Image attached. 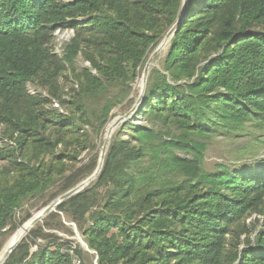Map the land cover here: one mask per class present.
<instances>
[{
	"label": "trees",
	"instance_id": "trees-1",
	"mask_svg": "<svg viewBox=\"0 0 264 264\" xmlns=\"http://www.w3.org/2000/svg\"><path fill=\"white\" fill-rule=\"evenodd\" d=\"M181 10L182 0H0V128L14 143L0 147V237L30 220L6 231L25 201L62 175L60 145L77 142L76 156L90 148L82 131L100 99L104 132ZM70 30L60 56L55 34ZM80 55L89 67L74 75L75 109L61 113L52 104H66L61 78ZM162 65L149 77L143 123L127 121L112 139L94 187L37 225L5 264L81 260L72 241L44 236L66 226L62 215L99 264H264V229L252 239L246 222L264 215V170L205 163L216 137L264 129V0H189ZM32 84L48 96L31 95ZM97 166L95 157L67 177L59 195Z\"/></svg>",
	"mask_w": 264,
	"mask_h": 264
},
{
	"label": "rangeland",
	"instance_id": "rangeland-1",
	"mask_svg": "<svg viewBox=\"0 0 264 264\" xmlns=\"http://www.w3.org/2000/svg\"><path fill=\"white\" fill-rule=\"evenodd\" d=\"M74 35L75 33L72 30L56 32L55 34L56 39H55V46H54L55 52L59 54L60 56H63L66 46L73 39ZM169 48L170 47L164 50L165 52L164 54H162V57L160 59L158 57L157 58L158 60H155L156 62H154L151 72L153 70L162 71V66H163L162 64L167 55L166 53H168ZM151 56L152 55H150L149 59L151 58ZM87 67H89V64L86 62L83 56L80 55L79 58L76 59V61L74 62L73 68H69V70L66 71L64 76L61 78L63 100L64 102H66V104L63 105L61 104V101L56 100V101H53V104H52L53 108H56L60 110L61 113H65V114H69L72 111V109H75L74 106L69 105L71 102L75 101V98H77V95L80 89L78 80L74 77V75L75 73L78 74L81 70ZM145 68L142 71V75L138 78V80L134 84L133 92L131 96L129 97V99L112 111L109 117L108 125L104 129V132L102 134L100 133L99 136L97 135L96 128L102 122V119H103L102 109L104 105L106 104L107 99L106 100L100 99L94 105H92V103L90 104L91 106H89V115H90L91 125L90 126L86 125L84 127V130L82 131V133L88 136L87 143L89 144L90 148L80 153L79 156H76V153H79L81 150L78 147L77 142H74L73 145L72 144L69 145L68 150H66L63 145H60L58 149L56 150V156H59V155L68 156V159L65 158L63 163H61V160H59V164L57 165L59 166V170L62 175L57 177L55 183L51 185L49 190H47L45 193L39 194L37 196H31L30 198L26 200L25 206L23 207V209L19 210L16 213L14 220H13V224L10 225V227H8L6 231H8L13 225L22 223L23 220L26 219L28 215H31L32 217L35 216L36 214L41 212L43 209L48 207L52 202H54L60 196H62L63 194L62 195H59V194L63 190V187L66 182L65 180L67 179V177L73 175L80 168H82V166L88 164L93 158L95 157L98 158V165H99L107 129L109 125L111 124V122H113L116 118L126 115L136 105L137 106L140 105V108L138 109L137 113L132 119H135L134 123H137V124L143 123V121L138 116V113L140 112L142 105L144 104V99H145L147 87H148V82H147V87L145 89V92H144V88L141 89ZM150 74H149V77H150ZM149 77H148V81H149ZM29 93L31 95H43L46 97L49 94L46 88L38 84L30 85ZM97 114L100 115V118L98 117ZM123 126L124 124L117 129L116 133L114 134L112 138L113 140L120 133ZM3 133H4L3 128H0V147L3 148L5 146H8V147L14 146V143L11 140L5 138ZM126 133L127 132H125L122 135L124 139L128 138V135ZM75 156L77 159L76 160L72 159V158H75ZM47 160L50 161L51 158L48 157ZM205 163H206V167L211 171H213L216 165L218 164L228 165L231 168H233L234 171L242 169V168H245L246 170H251V171L256 170L258 172H260L261 170H264V129L256 128L252 124H249L248 131L245 132L240 137H224V136L216 137L214 141L211 142L210 148L207 151ZM6 164H7L6 161H3V160L0 161V171L5 167ZM93 173L90 176H92ZM87 179L83 180L82 182L86 181ZM96 182L97 180L93 184H91V186L88 187L86 190L92 189V187H94ZM57 195L58 197H56ZM61 220L66 225L62 230H45L44 236H52V238H62L64 241H72L74 247L77 246L79 250L82 251V257L80 258L81 259L80 261L82 262V264H99L97 262L96 255L93 253V250L89 247L88 243L85 241L84 237L79 232L75 223L72 222L71 218H67L66 216L62 215ZM44 222L40 224L43 225ZM58 222L59 221L57 218L52 219L53 226H56ZM246 222H247V225L249 226L251 225L250 227L252 229L250 231V236L252 237V239H254L256 232H259L264 229V215H258V214L253 215L252 217H249ZM25 224L20 226V228L16 230V232H14L13 234L8 235L7 237H0V254L4 250L6 244L11 239V237L15 235L21 229V227H23ZM78 235L82 238L84 243L88 245L89 250H87L84 246H82V244H80L76 240V237ZM244 239H245V236H243L241 240H244ZM45 242H46V239L38 240L39 245H44ZM36 249L37 248H34V251ZM35 263L38 264V259L36 260Z\"/></svg>",
	"mask_w": 264,
	"mask_h": 264
},
{
	"label": "water",
	"instance_id": "water-1",
	"mask_svg": "<svg viewBox=\"0 0 264 264\" xmlns=\"http://www.w3.org/2000/svg\"><path fill=\"white\" fill-rule=\"evenodd\" d=\"M188 3L189 0H182V10H181V15L178 19V21L176 22V24L174 25V27L168 32V34L166 35V37L164 38L163 42H161V44L158 46V48L153 52L151 58L149 59L145 71H144V75H143V79H142V87L144 88V92L145 89L147 87V82H148V76L151 72V69L154 65V62L156 60V58L158 57V55L162 52V50L165 48L166 43L168 42V40L173 39L174 35L177 32L178 27L180 26V24L182 23V20L184 18V15L186 13L187 7H188ZM140 102V101H139ZM140 108L139 106H135L129 113H127L126 115L122 116L119 120H116V124H115V128L118 129L120 126H122L123 124H125L127 121L131 120L135 114L137 113L138 109ZM108 146L109 143L106 141L103 150H102V154H101V158L102 159H106L105 156L106 153L108 152ZM105 162V161H104ZM100 163V161H99ZM103 166L100 167L98 165L97 169L95 170V172L93 173L92 176H90L86 181L80 183L79 185H77L76 187H74L73 189L69 190L68 192H66L65 194H63L62 196H60L58 199H56L54 202H52L48 207H46L45 209H43L41 211V218L43 219L42 222H44V220L50 216L52 213L57 212L58 208L65 202H67L68 200H70L71 198L77 196L78 194L82 193L83 191H85L88 187L91 186V184H93L100 176L102 170H103ZM38 216L35 215L33 216L28 223H30L31 226H33L34 224H36L38 222ZM26 238L23 237L22 239H20L19 241L15 242L10 249L7 251V253L5 254L4 258L2 259V261L0 262V264H5L8 259L10 258V256L12 255V253L16 250V248L23 242V240ZM93 253L96 255L97 258V262H98V255L95 251H93Z\"/></svg>",
	"mask_w": 264,
	"mask_h": 264
},
{
	"label": "bare ground",
	"instance_id": "bare-ground-1",
	"mask_svg": "<svg viewBox=\"0 0 264 264\" xmlns=\"http://www.w3.org/2000/svg\"><path fill=\"white\" fill-rule=\"evenodd\" d=\"M64 37V36H63ZM65 39V38H64ZM65 41V40H64ZM171 44V40H168V42L166 43L165 48L162 50L163 52L160 53L158 55L159 59L162 57V54H164V50L167 49L168 47H170ZM167 54V53H166ZM157 57V58H158ZM156 58V60H158ZM156 62V61H155ZM158 64V63H156ZM149 77V76H148ZM140 82V81H139ZM138 88V87H137ZM141 89H143V87L141 86ZM139 91V90H138ZM121 117L116 118L113 122H111V124L109 125L108 129H107V133L105 135V139H104V145L106 143V141L109 143V146L111 144L112 138L114 136V134L116 133L117 129L115 128V124H116V120H119ZM108 146V149H109ZM104 147V146H103ZM107 155V153H106ZM106 158V156H105ZM105 159L100 160L99 166L102 167V165L104 164ZM38 216V222L36 224H34L33 226L30 225V223H26L23 227H21V229L11 237V239L8 241V243L6 244L4 250L2 251V253L0 254V262L2 261V259L4 258L5 254L7 253V251L10 249V247L17 241H19L20 239H22L23 237L27 236L33 229L36 228L37 225H39L40 223H42L43 219L41 218V212H39L38 214H36ZM76 240L82 244V246H84L87 250H89L88 245H86L84 243V241L82 240V238L78 235L76 237Z\"/></svg>",
	"mask_w": 264,
	"mask_h": 264
},
{
	"label": "built area",
	"instance_id": "built-area-1",
	"mask_svg": "<svg viewBox=\"0 0 264 264\" xmlns=\"http://www.w3.org/2000/svg\"><path fill=\"white\" fill-rule=\"evenodd\" d=\"M74 264H81V261L78 260V259H75V260H74Z\"/></svg>",
	"mask_w": 264,
	"mask_h": 264
}]
</instances>
